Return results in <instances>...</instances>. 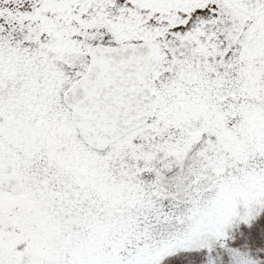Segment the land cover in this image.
<instances>
[{"label":"snow or ice","instance_id":"snow-or-ice-1","mask_svg":"<svg viewBox=\"0 0 264 264\" xmlns=\"http://www.w3.org/2000/svg\"><path fill=\"white\" fill-rule=\"evenodd\" d=\"M262 217L264 0H0V264H264Z\"/></svg>","mask_w":264,"mask_h":264},{"label":"rangeland","instance_id":"rangeland-1","mask_svg":"<svg viewBox=\"0 0 264 264\" xmlns=\"http://www.w3.org/2000/svg\"><path fill=\"white\" fill-rule=\"evenodd\" d=\"M260 223H264V217L261 218ZM241 231L249 232L247 229H241ZM252 233H255V228L252 230ZM238 246L242 252L250 253L253 258L260 257L261 259H264V251H258V249H264V243H261L260 241H245L241 238ZM224 259L226 261L227 257L225 256ZM164 264H169V261H165Z\"/></svg>","mask_w":264,"mask_h":264},{"label":"trees","instance_id":"trees-1","mask_svg":"<svg viewBox=\"0 0 264 264\" xmlns=\"http://www.w3.org/2000/svg\"><path fill=\"white\" fill-rule=\"evenodd\" d=\"M243 232H244L245 236H247V235H248V233H249V232H245V231H243ZM238 235H239V233H238ZM242 239H243V238H242Z\"/></svg>","mask_w":264,"mask_h":264}]
</instances>
